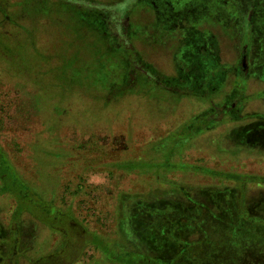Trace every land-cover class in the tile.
Listing matches in <instances>:
<instances>
[{
    "label": "rangeland",
    "instance_id": "374dc122",
    "mask_svg": "<svg viewBox=\"0 0 264 264\" xmlns=\"http://www.w3.org/2000/svg\"><path fill=\"white\" fill-rule=\"evenodd\" d=\"M229 101L243 119L226 115ZM259 116L264 0H0V147L87 230L31 211L20 223L18 200L0 193V264H139L127 204L264 178V138L244 131L264 127ZM247 181L246 213L185 223L191 263L264 264V182Z\"/></svg>",
    "mask_w": 264,
    "mask_h": 264
},
{
    "label": "trees",
    "instance_id": "16d2710c",
    "mask_svg": "<svg viewBox=\"0 0 264 264\" xmlns=\"http://www.w3.org/2000/svg\"><path fill=\"white\" fill-rule=\"evenodd\" d=\"M229 111L230 109L227 110L226 115H229L232 119H243L240 111L238 113L233 111L228 113ZM223 117H219L216 120L218 121ZM259 118L264 119L262 116H259ZM210 120L213 121L212 119ZM223 177L236 179L241 184L235 188L230 186L202 187L195 192L197 193L196 197L193 196L190 190L180 186L179 189L185 199H183L184 197L175 199L166 196L154 201L136 199L127 204L126 224L128 233L133 235L135 244L145 256V259L140 261L139 264L147 263L145 260H148L149 264H194L186 259V255L183 253L184 250L180 247L181 243L178 242L181 241V237H188L185 223H189V226L192 222L191 219H193L192 216H205V218H201L204 221L210 218H218L220 221L225 218L224 213L228 211L233 210L234 212H240V214L246 213L247 209L245 208L246 210H244L242 204L244 199L243 187L248 182L247 180L264 182V178L258 176H237L234 174L223 175ZM0 178L2 180L0 193H12L18 200L17 219L20 223L22 222L20 215L31 211L39 221L58 231L66 232L68 229L77 230L78 228L79 234H82L83 237L86 236L87 230L84 225L72 213L53 206L52 203L35 195V191L17 174L1 147ZM248 212L251 213L249 210ZM164 215H167V219H164ZM202 231L203 233L200 236L203 237L200 238L203 240L207 238V235L204 234V230ZM88 237L90 243L97 242V245H105V240L97 233H90ZM201 239L197 240L198 244L202 241ZM106 250L109 251L108 249ZM58 256V254L54 255V257L52 255H44L36 259L35 264H52L51 262L58 264L60 262L56 258ZM119 260L121 263L136 264L133 263V259L126 260L123 258ZM253 262L255 263V261Z\"/></svg>",
    "mask_w": 264,
    "mask_h": 264
},
{
    "label": "flooded vegetation",
    "instance_id": "af4514ba",
    "mask_svg": "<svg viewBox=\"0 0 264 264\" xmlns=\"http://www.w3.org/2000/svg\"><path fill=\"white\" fill-rule=\"evenodd\" d=\"M255 12V10L253 9L252 10V13H254ZM252 18V14H250L249 15V18ZM253 24H254V22H253ZM252 31H253V28H252ZM254 36V32H253V35H252V39H251V41L252 40H254L253 37ZM246 49L248 50V47H246ZM246 50V51H247ZM249 54V53H248ZM247 53H244L243 55L245 56V57H248V59H249V56H246V55H248ZM238 102V101H237ZM230 104V107H228V105ZM227 105V106H226ZM224 107H228V109H230V111H233V112H239L240 111V109L238 108L237 109V103L236 102H228V104H226ZM235 108H236V110H235ZM238 110V111H237ZM244 131L246 132V135H248L249 133L250 134H252V135H254L253 133H259V135H257L258 136V141H260V139H262V138H264V136H263V131H264V127H262V128H254V129H252V130H246V129H244ZM257 138V137H256ZM49 255H51V254H49ZM49 264V263H48Z\"/></svg>",
    "mask_w": 264,
    "mask_h": 264
},
{
    "label": "crops",
    "instance_id": "0c3cea01",
    "mask_svg": "<svg viewBox=\"0 0 264 264\" xmlns=\"http://www.w3.org/2000/svg\"><path fill=\"white\" fill-rule=\"evenodd\" d=\"M229 113H230V112H229ZM233 120L237 121L238 119H233ZM205 125H206V122H205Z\"/></svg>",
    "mask_w": 264,
    "mask_h": 264
}]
</instances>
